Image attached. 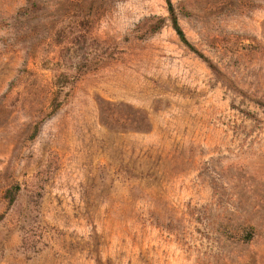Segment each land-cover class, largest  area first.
<instances>
[{
  "label": "rangeland",
  "instance_id": "1",
  "mask_svg": "<svg viewBox=\"0 0 264 264\" xmlns=\"http://www.w3.org/2000/svg\"><path fill=\"white\" fill-rule=\"evenodd\" d=\"M0 0V264H264V0Z\"/></svg>",
  "mask_w": 264,
  "mask_h": 264
},
{
  "label": "trees",
  "instance_id": "2",
  "mask_svg": "<svg viewBox=\"0 0 264 264\" xmlns=\"http://www.w3.org/2000/svg\"><path fill=\"white\" fill-rule=\"evenodd\" d=\"M166 3L168 5L169 16L171 18V23H172L173 29L175 30V32L179 36L180 40L182 42H184L186 45H189V42L186 39L183 30L181 29V27L179 26V24L177 22L176 15L174 13V9H173L171 1L170 0H166Z\"/></svg>",
  "mask_w": 264,
  "mask_h": 264
}]
</instances>
